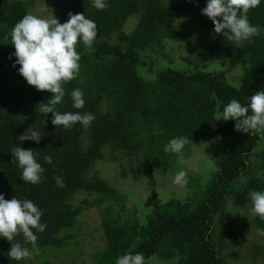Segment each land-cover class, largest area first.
I'll return each mask as SVG.
<instances>
[{
    "label": "trees",
    "instance_id": "obj_1",
    "mask_svg": "<svg viewBox=\"0 0 264 264\" xmlns=\"http://www.w3.org/2000/svg\"><path fill=\"white\" fill-rule=\"evenodd\" d=\"M50 1V14L59 22H66L72 12L84 13L96 24L91 48L78 41L79 74L62 83L65 96L55 106L62 113L87 112L95 118L88 126L77 122L69 129L56 128L51 113L39 112L51 93L27 84L11 55V30L30 13L33 0H0V193L6 200L30 199L42 210L41 222L47 227L42 233L33 229L37 255L44 258L45 252L67 243L77 246L79 216L96 206L105 245L92 252L93 264H115L129 250L143 253L146 264H151V256L175 259L177 264H230L219 257L214 240L220 241L223 253L226 247H241L246 241L249 221L243 219L242 227L232 228L236 219L227 204L244 207L251 204V191L264 190V162L247 161L259 134L235 130V121H224L221 114L230 100L244 104L255 91L264 90V34L237 44L214 33L212 21L201 14L206 0H105L103 10L93 7L92 0ZM183 14L190 25L185 33L193 35L183 44L185 54L174 57L166 44L184 36L179 30L186 26H179ZM247 15L252 25L264 27V0ZM131 16L137 20L125 31ZM215 57L222 61L215 62ZM237 66L242 71L232 83L225 73L230 75ZM75 88L83 92L81 109L72 107L70 93ZM29 127L42 135L39 143L19 142V135ZM181 135L188 138L182 153L163 151L170 139ZM212 140L206 152L215 169L202 179L192 168L183 167L184 159L199 143ZM18 145L32 149L44 169L40 183L20 179L21 170L12 163L11 154ZM107 152L112 160L120 153L127 155L129 168L122 170V177L150 178L166 169L184 170L186 196L150 202L139 215L135 209L129 216L121 214L125 193L94 169ZM45 156L52 162H46ZM79 194L84 197L75 203ZM253 220L260 234L264 220L257 215ZM260 237L251 251L264 259V235ZM11 243L32 250L22 234L11 242L0 238V264H26L28 258H8Z\"/></svg>",
    "mask_w": 264,
    "mask_h": 264
},
{
    "label": "clouds",
    "instance_id": "obj_2",
    "mask_svg": "<svg viewBox=\"0 0 264 264\" xmlns=\"http://www.w3.org/2000/svg\"><path fill=\"white\" fill-rule=\"evenodd\" d=\"M260 0H206V7L201 14L206 15L213 23L214 33L222 34L229 41L237 44L251 42L255 36L264 34V27L252 25L248 20V11L256 7ZM92 6L103 10L107 7L105 0H92ZM219 18V19H217ZM97 35L96 24L84 13H68L66 22H59L52 15L45 18L33 14H25L15 23L11 30V44L15 57L13 66L19 65L17 72L27 84L34 86L37 91H47L51 95L46 103H41L39 112L46 116L52 114L51 124L71 128L79 122L88 126L94 120L92 113L60 112L56 110L65 96L62 83L75 79L80 69V53L76 50L78 41L91 48ZM72 107L81 109L84 106L83 92L75 88L70 93ZM221 119L235 121V130L249 134H264V90H257L241 104L237 99L223 105ZM40 132L27 128L19 135L20 143L24 141L40 142ZM193 142V141H192ZM188 143L185 136L170 139L163 151L180 154ZM12 163L21 170L20 179L24 183L36 185L42 179L44 169L37 161L32 149L18 146L11 150ZM38 154V153H37ZM44 160L51 163V157ZM173 184L183 187L187 184L186 172L179 170ZM251 213L264 220V190H254L249 193ZM42 210L30 199H18L16 196L6 200L0 193V238L12 241L22 234L25 242L31 243L32 250L21 243H11L8 258L21 261L34 253L38 254L37 232H43L47 225L41 222ZM264 235V231L260 233ZM115 264H146V258L141 252L132 250L124 252L115 259Z\"/></svg>",
    "mask_w": 264,
    "mask_h": 264
},
{
    "label": "rangeland",
    "instance_id": "obj_3",
    "mask_svg": "<svg viewBox=\"0 0 264 264\" xmlns=\"http://www.w3.org/2000/svg\"><path fill=\"white\" fill-rule=\"evenodd\" d=\"M50 0H33V5L29 8L30 14L41 16V17H51L50 14ZM183 19L180 22V27L186 24L185 27L179 28L181 33H185V29L190 27L188 25L186 14H183ZM137 18L131 16L125 23V31H129L135 24ZM193 34H184L180 40L168 41L166 44V51L172 54L174 57L185 54V49L183 44L189 39ZM149 61V59H146ZM215 62L220 63L222 60L219 57L214 58ZM221 68V67H220ZM223 69V68H222ZM242 71L240 66H237L230 75L225 73L226 78L232 79L231 82H236V75H239ZM260 138L257 142L255 148L248 154V163L262 164L264 162V134L258 133ZM212 141H205L199 143L193 149L190 156L184 159L183 167L192 168L195 171V175L201 177L202 179L207 178L215 169L214 161L210 158L206 149L210 146ZM129 159V158H128ZM127 160V155L125 153H120L118 159L112 160L109 153L107 152L106 157L103 161L96 163L94 169L98 171V175L112 185L121 189V192L125 193V197L121 203L124 206V210L119 209V205L115 206V209L125 216L130 215L131 209L137 211V215L141 214L144 209H146L147 204L150 202H156L155 200L165 201L169 198H184L187 194V186H177L173 184V178L175 176V170L166 169L163 174L154 173L152 177L146 178L144 175L140 176L138 179H134L131 174L122 177V170H127L129 168ZM94 171V170H93ZM245 177L242 176L241 180ZM84 195L79 194L75 197L74 202L78 203L83 199ZM137 206V207H136ZM228 210L231 217L235 220L230 226L234 229L242 227L240 221L243 219L249 221V225L246 227V241L241 247H226L224 249L221 247V243L218 240L216 242V248L219 253V257L223 261H229L230 264H264V259L261 255L254 256V252L251 251V247L261 240L260 234L257 233L256 223L253 220V215L250 211L251 204H247L244 207L234 206L231 201L227 204ZM80 225L79 230L73 229L76 232L74 240L78 241V245L74 246L72 243H67L63 248L51 250L45 252L44 258H40L37 254L30 256L25 263L26 264H41L42 261H48L51 264H93V258L91 254L94 250L102 249L105 242L102 238L103 230L100 226L101 217L99 215V209L96 206H90L84 209L79 216ZM227 236V235H226ZM229 239L230 237L227 236ZM235 253L237 255H235ZM255 257V258H254ZM227 261H226V259ZM151 264H177L175 259L169 261H163L156 256H151L149 258ZM175 261V262H174ZM228 264V262H227Z\"/></svg>",
    "mask_w": 264,
    "mask_h": 264
}]
</instances>
